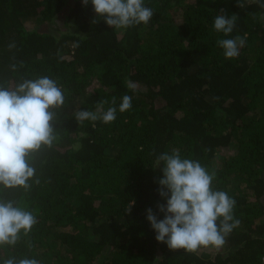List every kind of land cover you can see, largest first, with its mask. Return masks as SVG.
Masks as SVG:
<instances>
[{"label":"trees","instance_id":"1","mask_svg":"<svg viewBox=\"0 0 264 264\" xmlns=\"http://www.w3.org/2000/svg\"><path fill=\"white\" fill-rule=\"evenodd\" d=\"M144 4L154 13L147 25L115 29L103 19L93 23L92 5L82 0H0V85L48 76L64 95L53 110L56 140L30 158L31 188L0 186V200L38 220L14 247L0 248V264L12 257L39 264L262 262L264 9H242L237 0ZM221 8L238 16L227 37L213 27ZM60 16L65 30L58 34L36 28ZM245 33L239 56L226 59L217 40ZM124 95L132 107L121 113ZM102 101L104 111L117 108L114 122L76 120V112L96 111ZM173 149L214 172L213 189L236 201L240 224L220 249L189 253L155 239L146 210L163 219L157 205L166 203L156 159Z\"/></svg>","mask_w":264,"mask_h":264},{"label":"clouds","instance_id":"2","mask_svg":"<svg viewBox=\"0 0 264 264\" xmlns=\"http://www.w3.org/2000/svg\"><path fill=\"white\" fill-rule=\"evenodd\" d=\"M91 3L97 23L103 19L107 26L127 29L136 25H147L153 10L146 7L144 0H82L87 6ZM256 4L264 9V0H237V7ZM237 14L227 15L225 9L214 18V30L229 36L236 27ZM247 33L243 36L217 40L226 59H235L246 44ZM10 49L15 47L9 44ZM15 68V65L12 66ZM98 103L96 111L80 110L75 113L78 122L102 121L105 124L117 118V108L103 110ZM115 104V99L112 101ZM64 104V95L57 82L48 76L25 79L14 88L0 85V186L5 189L31 188L30 180L35 177L36 169L31 166L32 154L42 147L51 148L56 140L54 124L56 113ZM132 97L124 95L119 112L130 111ZM162 178L159 179V195L166 203L158 204L159 213L147 209L146 219L155 232L157 242L164 243L171 250H184L195 253L201 248H222L226 237L239 226L234 217L236 201L225 191L214 190L212 182L215 173H210L197 160L181 158L180 152L161 153L157 165ZM39 183L38 180L35 181ZM135 201H130L127 213L130 214ZM38 223L32 211L16 206L11 201L0 200V248L14 247L21 234L27 236ZM3 264H39L34 258L3 260Z\"/></svg>","mask_w":264,"mask_h":264},{"label":"rangeland","instance_id":"3","mask_svg":"<svg viewBox=\"0 0 264 264\" xmlns=\"http://www.w3.org/2000/svg\"><path fill=\"white\" fill-rule=\"evenodd\" d=\"M36 28L38 30L49 31L51 33L58 34V32L65 30L64 17H62V16L57 17L56 20L54 19L49 24H38L36 26Z\"/></svg>","mask_w":264,"mask_h":264},{"label":"built area","instance_id":"4","mask_svg":"<svg viewBox=\"0 0 264 264\" xmlns=\"http://www.w3.org/2000/svg\"><path fill=\"white\" fill-rule=\"evenodd\" d=\"M259 264H264V256H263V258H262V262H261V263H259Z\"/></svg>","mask_w":264,"mask_h":264}]
</instances>
